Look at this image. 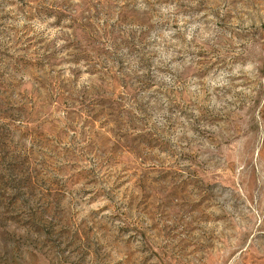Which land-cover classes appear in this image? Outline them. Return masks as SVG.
Instances as JSON below:
<instances>
[{
  "label": "rangeland",
  "instance_id": "1",
  "mask_svg": "<svg viewBox=\"0 0 264 264\" xmlns=\"http://www.w3.org/2000/svg\"><path fill=\"white\" fill-rule=\"evenodd\" d=\"M0 264H264V0H0Z\"/></svg>",
  "mask_w": 264,
  "mask_h": 264
}]
</instances>
